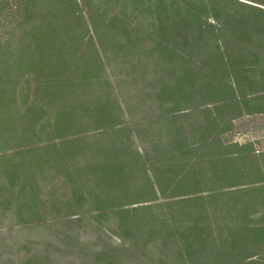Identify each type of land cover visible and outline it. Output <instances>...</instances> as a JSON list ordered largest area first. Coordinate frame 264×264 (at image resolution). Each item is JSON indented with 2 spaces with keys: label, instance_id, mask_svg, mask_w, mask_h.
<instances>
[{
  "label": "trees",
  "instance_id": "obj_1",
  "mask_svg": "<svg viewBox=\"0 0 264 264\" xmlns=\"http://www.w3.org/2000/svg\"><path fill=\"white\" fill-rule=\"evenodd\" d=\"M244 1L264 7L0 0L13 17L0 31V221L57 222L65 255L83 258L74 224L112 221L115 254L81 264H264V224L249 218L264 212V162L218 140L231 116L264 113V9Z\"/></svg>",
  "mask_w": 264,
  "mask_h": 264
},
{
  "label": "rangeland",
  "instance_id": "obj_2",
  "mask_svg": "<svg viewBox=\"0 0 264 264\" xmlns=\"http://www.w3.org/2000/svg\"><path fill=\"white\" fill-rule=\"evenodd\" d=\"M244 2L253 4L247 1ZM256 6L264 9L263 6ZM0 15L1 31L7 28V24H9V21L13 17L6 10L3 13L0 12ZM121 68V65H116L111 61L108 66H105V75L110 80L114 95L120 101L121 105H124V102H129L132 105L136 101L134 97L136 91L126 85L129 76L125 75V72L124 74H120V72H123ZM137 87H139V84H137ZM141 109L142 111L133 113V118L132 120L130 119V122H136L138 119L141 120L144 113H146L145 110H148V108L143 104ZM132 140L133 147L141 151L142 144L134 138ZM218 140L224 146L236 145L237 147H243L244 151L252 150V155L255 156V159L259 163H263L264 113L242 112L233 117L231 116L227 129L218 135ZM247 145L250 147L246 148ZM239 157L242 156L240 155ZM58 181L60 180L54 181L50 186L42 183L44 185L41 188L42 199L46 197L45 195L49 191L53 193L55 191L57 192L54 184L56 183L58 187ZM61 192L62 189H59L58 193ZM254 209L255 212L249 215L250 224L252 226L264 224L263 209L259 205L255 206ZM82 221H84L82 224L76 223L71 228V239L74 237L77 238V246L84 253H87L86 258L77 256L76 254L70 257L65 255L64 248H66V245L58 243L55 238V233L63 230L62 226L58 225L57 222L49 224V226H46L48 224H41L34 227L33 225L27 226L20 224L9 218L3 219L0 221V264H28L27 261L35 260L37 261H35L36 264H81L82 261L88 263L94 257L95 253H97V250L106 251L108 255L115 254V250H117L120 242L114 234L117 231L116 225L110 220L97 222V224L95 221L88 220L87 216H84ZM112 251H114L113 254ZM141 262L149 264V260L143 256H139L138 261L133 264H141ZM121 264H126V261H122Z\"/></svg>",
  "mask_w": 264,
  "mask_h": 264
}]
</instances>
